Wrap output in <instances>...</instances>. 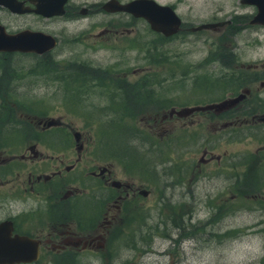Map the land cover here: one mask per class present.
Listing matches in <instances>:
<instances>
[{
  "label": "flooded vegetation",
  "instance_id": "af4514ba",
  "mask_svg": "<svg viewBox=\"0 0 264 264\" xmlns=\"http://www.w3.org/2000/svg\"><path fill=\"white\" fill-rule=\"evenodd\" d=\"M18 1L15 10L0 4L4 30H40L52 35L55 44L40 53L0 51L2 109L7 112L0 128V222L10 236H26L37 249L33 260L10 264L140 263L118 256L124 249H141L135 244L136 238L146 252V245L155 236L146 221L138 233L140 227L134 225L136 219L148 218L143 207L134 205L137 196L145 197L148 190L133 185L128 178L115 177L109 163L116 160L114 157L108 161L91 155L94 144L92 141L90 145L86 134L85 108L83 103L78 104L84 99L109 101L105 108L111 100L132 103L134 109L130 111L140 109L141 118L146 120L145 124L135 125L141 131L152 129L156 121L163 125L174 115L197 125L202 120L210 121L216 143H202L197 157L186 158L187 173L208 164L222 180H229L232 174L235 180L229 186L231 196L264 188V60L242 61L239 45L231 43L223 59L217 56L218 46L215 56L207 50L201 59L189 62L191 88L197 96L177 107L165 102V77L148 69L159 61L164 70L165 63L154 59V53L164 51L167 39L181 34L242 36L250 30L257 33L264 29V23L250 22L254 5L241 0H144L148 14L154 8L159 14L156 16L163 17L164 11L156 3L178 18L177 29L164 34L152 29L146 16L116 8L132 0H48V10L52 11L49 14L36 9V0ZM8 18L15 20L14 26L6 23ZM52 21L60 22L52 27ZM201 24L208 25L199 27ZM130 50L151 52L144 61L148 67L142 64L137 76L135 64L129 59ZM12 56L27 60L19 59L17 67L7 68ZM214 88L220 91L216 96ZM240 92L244 95L229 106H204ZM38 99L57 100L55 106L63 112L69 103L67 109L79 110L82 123L75 125L71 120L50 116L52 109L45 112ZM190 106L200 107L184 114L174 113ZM99 107L103 108V104ZM193 131L198 135L197 127ZM236 131L238 139L251 141L252 136L257 142L232 150L231 139L236 137ZM178 134L182 152L183 134ZM193 138L196 137L191 133ZM159 141H165L164 136H159ZM182 161L177 160L181 167ZM181 172H176V180L181 179ZM167 176L173 177L172 173ZM171 223L180 227L179 220ZM163 236L170 243L183 238ZM262 240L264 243V236ZM263 254H255L248 264H264L260 258ZM167 264L176 262L169 260Z\"/></svg>",
  "mask_w": 264,
  "mask_h": 264
},
{
  "label": "rangeland",
  "instance_id": "374dc122",
  "mask_svg": "<svg viewBox=\"0 0 264 264\" xmlns=\"http://www.w3.org/2000/svg\"><path fill=\"white\" fill-rule=\"evenodd\" d=\"M186 1L194 2V0ZM197 4L199 5V2ZM247 10L251 11L252 7L247 5ZM253 11H255V8ZM2 20L6 19L3 17ZM0 22L2 23L1 20ZM59 22L52 21V25H50L56 27ZM6 23L14 26L15 20L8 18ZM165 43L166 48L164 51H155L154 53V59H161V62L165 63L164 70L157 60L153 63L154 66H146L144 61H148V54L151 55V52L130 50L129 59L135 64V76L138 75L142 64H144L150 72H159L162 77H165L166 80L162 82L166 91L164 93L166 96L165 102L167 105L172 104L175 107L182 102L190 103L193 101L192 97L197 96L191 88L189 62L201 59L207 50L210 49L211 56H215L214 51L218 46L217 56L223 59L227 49L226 46L231 43L239 45L240 50L238 51L241 54L240 59L242 61L264 60V29H259L257 33L250 30L242 36L181 34L175 38L167 39ZM158 54H161L162 57L159 56L160 58H158ZM19 59L27 60L26 58L12 56L10 61L8 60L7 68L17 67ZM181 71H183V74H181ZM179 75H182V79ZM176 77L181 80L178 81ZM0 80H2V75ZM11 84L14 85L15 80L12 79ZM216 89L214 88L215 96L220 92ZM205 95L199 94L203 97ZM37 101L40 104L39 107H42L45 112L52 109L49 110L50 116L71 120L75 125L82 123L79 110H70L71 107L67 109L69 103L65 102V112H63L58 108V105L55 106L57 100L38 99ZM81 101L78 104L82 105L83 103L82 106L85 108L83 117L86 121V134L91 140L90 145L92 146V141L94 144L91 155L94 157L101 156L99 158L102 160L110 161L112 158L110 154L102 150V147L104 150L116 152L123 151L122 144L127 148L116 127L121 129L124 126L128 137L126 127L128 129L129 127L126 124H145L144 121L146 120L141 118L140 109L135 108L134 111H131L132 115L130 116L121 115V109L117 107L119 104L117 100H111L108 108H105V105L109 101L104 99L99 101L84 99ZM99 102L103 104V108L99 107ZM140 106L143 107L144 105ZM169 106H166L165 109L167 110ZM128 108L134 109L132 103H128ZM5 113L7 112L0 107V128H2V122H5L2 120ZM119 115H121L122 120H119ZM104 122L110 125L100 127V123L103 124ZM195 127L198 129V135L193 131ZM102 128H104V131L106 130L105 135H102ZM210 129V121L202 120L197 125L188 119L181 120L174 115L167 118L163 125H159L156 121L152 129L143 131L156 142L159 141V136H164L166 142L163 141L158 150L149 149L151 144L144 140L127 138L126 144L134 146L144 161L149 162L150 168L153 169V172H150L149 175H140L135 170L127 171L125 167L128 165L121 160L116 159L109 162L112 170L115 171V177L119 179L128 178L130 183L133 182V185L144 186L148 190L145 197L139 194L134 202V205L144 208L148 218H145V220L142 218L136 219L137 222L134 225L140 227L137 228L136 233H138L144 228L142 222L146 221L151 232L155 233L148 246L143 243L146 245V252H144L138 238H136L135 244L142 250L128 251L124 249L121 256H118L119 259L127 256V258L130 257L141 264H167L169 260L175 261L176 264H248L255 254L264 253L262 240V236H264V188H260L258 191L252 188L246 191V195L231 196L229 193H232L233 190L232 188L229 189V186L235 180L232 174L229 180H222V176H217L214 171L209 169L208 164H202L198 169L194 168L193 174L192 172L187 173L189 167L187 161L189 159L186 158L197 157L200 154L202 143L211 144V146L216 143ZM178 133L183 134L182 152L176 139ZM191 133L196 138L191 140ZM238 133L236 131V137L232 138V134V139L230 138L232 140V150L241 145H255L256 140L252 136L251 141H243L241 138L238 139ZM143 149H147V151L143 153ZM236 155H238L237 152ZM169 156H173L171 160L176 163L177 160H183L182 167L177 164V168H175V164H171L173 169L183 171L179 173L180 180L161 174L163 165L170 164H168L167 159L164 162L160 161L163 157L167 158ZM178 156H180L179 159H177ZM132 160L135 163L142 161L141 159ZM128 174H131L130 177H128ZM249 174L250 172L247 175ZM164 178L167 179L164 180ZM223 199H226V202H223ZM172 217L179 220L180 227L171 223ZM123 223L120 224L121 227ZM160 233H162L161 237L158 236ZM163 235L175 237L182 235L183 238L170 243ZM260 258L264 262V254Z\"/></svg>",
  "mask_w": 264,
  "mask_h": 264
},
{
  "label": "water",
  "instance_id": "95a60500",
  "mask_svg": "<svg viewBox=\"0 0 264 264\" xmlns=\"http://www.w3.org/2000/svg\"><path fill=\"white\" fill-rule=\"evenodd\" d=\"M144 0H132L125 4L116 6L118 9H123L133 13L134 15L143 16L147 18L150 26L154 30H159L164 34H171L177 29L179 20L173 14L170 9H166L162 5H156L159 10H163V17L159 18L155 14L156 9H152L148 14L145 9ZM248 4L255 6V12L250 19V22L264 23V0H241ZM18 0H0V4L8 6L10 9L15 10ZM36 9L41 12L51 13L48 10L50 3L48 0H36ZM35 9V10H36ZM159 15V14H158ZM208 24H201L199 27L207 26ZM55 44L54 38L48 33H44L40 30L22 29L15 32H7L4 30L2 24H0V51H34L40 53L51 48ZM244 95L243 92L237 95L223 99L216 103H209L206 107H225L232 104L235 100ZM200 106H190L182 110H175L176 114H184ZM202 107V106H201ZM114 183L117 184V181ZM145 191H143L144 193ZM36 246L26 236L14 234L10 236L2 222H0V264L15 263V262H28L36 257ZM125 264H140L136 261H127Z\"/></svg>",
  "mask_w": 264,
  "mask_h": 264
},
{
  "label": "trees",
  "instance_id": "16d2710c",
  "mask_svg": "<svg viewBox=\"0 0 264 264\" xmlns=\"http://www.w3.org/2000/svg\"><path fill=\"white\" fill-rule=\"evenodd\" d=\"M158 58H160L158 56ZM2 75V53H0V77ZM117 102L119 103L117 107H119L121 109L120 114L123 116H130L132 115L130 108H128V102L126 100H117ZM0 107H2V81H0ZM107 110V109H106ZM105 110V111H106ZM120 116L119 120H122V117ZM104 125H110L107 123H100V127H103ZM128 125L129 129L126 127V130L128 132V137L126 135V132L124 130V126L120 128L116 127L118 130V133L121 135L122 137V141L125 142V145L127 148H125L122 144L123 147V151L121 152H116V151H108V150H104L102 147V150L108 154H110V157H114L115 159H117L118 161L121 160L123 161L126 165H128L127 167H125V169L127 171L129 170H135L136 172L140 173V174H144V172H153V169L150 168L149 162L144 161V159L142 158V156L140 155L139 151L135 149L134 146L130 145V144H126L127 142V138L128 139H141L146 141L148 144H151L149 146V149L152 150H158L161 147L162 142L158 141L156 142V140H154L153 138L149 137L147 134H145V132L137 129L135 127V125L132 123H128L126 124ZM106 131V130H105ZM104 131V128H102V135H105L106 132ZM166 142V141H165ZM104 145V144H103ZM144 151H147V149H143L142 152L144 153ZM173 156H169L167 158H162L160 162H164L165 159H167L168 164L170 165H163V167L161 168V170L163 171V175L167 176V174L172 173V176L175 178V174L177 172V169H173L171 164H175V168H177V163L173 162L171 160ZM132 159L134 160H138L141 159L142 161H140L139 163H135ZM155 169V168H154ZM171 170V171H170ZM143 218V217H142ZM171 220H178L174 217L171 218Z\"/></svg>",
  "mask_w": 264,
  "mask_h": 264
}]
</instances>
